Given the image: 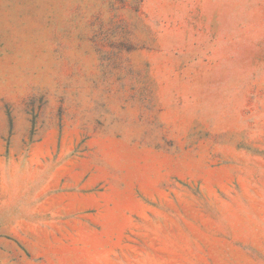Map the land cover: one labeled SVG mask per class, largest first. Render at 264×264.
<instances>
[{"label":"rangeland","instance_id":"1","mask_svg":"<svg viewBox=\"0 0 264 264\" xmlns=\"http://www.w3.org/2000/svg\"><path fill=\"white\" fill-rule=\"evenodd\" d=\"M0 264H264V0H0Z\"/></svg>","mask_w":264,"mask_h":264}]
</instances>
